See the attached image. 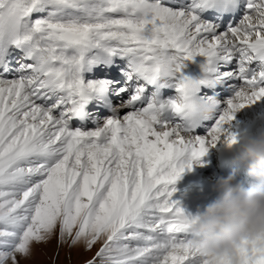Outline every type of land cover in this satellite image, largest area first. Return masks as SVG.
Masks as SVG:
<instances>
[{"label": "snow or ice", "instance_id": "snow-or-ice-1", "mask_svg": "<svg viewBox=\"0 0 264 264\" xmlns=\"http://www.w3.org/2000/svg\"><path fill=\"white\" fill-rule=\"evenodd\" d=\"M233 0H0V264H27L34 245L95 255L85 264H231L199 254L173 185L223 140L236 113L264 101V0H244L234 26L201 13ZM204 57L205 78L183 74ZM110 79H85L111 66ZM218 62L239 83L207 118L187 117L193 91ZM171 87L160 99L152 90ZM118 103L95 128H72L93 96ZM239 264H264V242L244 241Z\"/></svg>", "mask_w": 264, "mask_h": 264}, {"label": "clouds", "instance_id": "clouds-1", "mask_svg": "<svg viewBox=\"0 0 264 264\" xmlns=\"http://www.w3.org/2000/svg\"><path fill=\"white\" fill-rule=\"evenodd\" d=\"M216 110L215 97L197 99L193 91L186 114L196 122L213 116ZM227 147L238 153L240 162L258 183L255 188H246L236 170L217 177L213 191L219 193L218 198L189 218V231L201 256L217 262L228 258L231 264H239L238 250L244 241L264 242V130L242 135Z\"/></svg>", "mask_w": 264, "mask_h": 264}, {"label": "rangeland", "instance_id": "rangeland-1", "mask_svg": "<svg viewBox=\"0 0 264 264\" xmlns=\"http://www.w3.org/2000/svg\"><path fill=\"white\" fill-rule=\"evenodd\" d=\"M240 8L244 11V2L242 3V6ZM243 14L244 13H242V16ZM242 16L240 18H242ZM240 18L234 23L237 24ZM206 22L208 21L206 20ZM228 22H229L228 18H224L221 21V23L222 24L224 23V25L225 24L227 25ZM220 30L225 31L226 30L225 26L224 28H221ZM119 66L120 65H118L116 68L118 69ZM95 68L96 66H94L93 69L90 70V72L84 73L86 81L87 79L92 78V74L94 73ZM229 69H230L229 66H227L223 62H218L216 72L212 75L213 79L218 83V85L212 88H208L206 90H201L199 93H197V97L199 99L215 97L218 101V109L222 110L223 107H225L224 101L233 95L234 87L239 83L236 79H234L233 81H228V79L224 77V74L222 72L224 71L226 72ZM111 76H112L111 71L110 72L107 71L106 75H104L103 77L96 76V78L110 79ZM222 90H226V92ZM171 93L174 94L173 88L170 89V94ZM97 98L98 97H96V102H97ZM98 99H100V102L102 103V106L104 107V109H106V111L97 112V106H96L97 104L94 101L90 103L87 110H84V113L82 114V116L73 117L72 120L80 119V121H82V123L84 124L85 128H87V130L95 128L98 124H102L103 120L106 117L112 115L111 108L114 107L112 105L117 104L118 101L115 99H112V101L109 103L108 101L103 102L101 98H98ZM216 115H219V111L216 112ZM213 122H214V118L212 120L202 119V121L198 123L197 129L192 131V134L195 136H206L207 131L211 127ZM72 128H77V127L73 126ZM212 148L213 147H211L209 151L207 152V153H210V151L213 152V154L209 157V159H207L206 161H199L197 164H193L191 162V168L185 169L181 177L173 185L176 191L189 187L190 185L186 184L187 183L186 180H188L187 177L189 176L190 172L192 170H195L198 172L199 169L202 168L204 165L212 166V170H209L206 172H200V176H198V178H195L191 182H193L195 186L197 184L203 185V183L212 184L215 182L217 178L216 176L218 175V173H217V170L214 169V165H215L214 158H216L217 153L214 152V149ZM195 181H198V182L195 183ZM176 191L173 195V199L176 201H179L180 206L184 209L185 214L189 218L195 217L199 212L195 209L196 204L194 203V201L188 199L187 197L181 196L180 193ZM191 238H192L191 234L188 233V239H191ZM98 247L99 245L95 246L91 251H85L83 247H70V240H68L65 243H60L59 233L57 232L55 235H53V237L48 242L34 245L32 259L28 261L27 264H85L87 260L91 259L95 255V252L98 250Z\"/></svg>", "mask_w": 264, "mask_h": 264}, {"label": "bare ground", "instance_id": "bare-ground-1", "mask_svg": "<svg viewBox=\"0 0 264 264\" xmlns=\"http://www.w3.org/2000/svg\"><path fill=\"white\" fill-rule=\"evenodd\" d=\"M234 11H237V15L236 18H240L242 15H240L241 13H243V10H240L239 6H235V8H233ZM202 18L206 21H208L209 23H214L216 20V17L214 14H206V12L201 13ZM215 17V18H213ZM237 19V20H238ZM229 20H231V17L229 18ZM218 23V22H217ZM233 26V24H232ZM223 27L224 25H220L219 27L217 26L218 30H220V28ZM228 28V27H227ZM226 25H225V29L227 30ZM205 64V58L201 57V56H196L193 58V60L191 61H185V67L182 69L183 74L188 76L189 78L193 79V80H202L205 78L206 74L204 72L203 69V65ZM119 65V62H114L113 65L111 66H96V68L94 69V73L96 74V76H100L103 77L104 75H106L107 71H111V73L113 74V69H117L116 67ZM108 67V68H107ZM230 69L227 71H231L232 68L229 67ZM93 71V70H92ZM223 71V70H222ZM226 71V72H227ZM223 74L225 73L222 72ZM225 77V76H224ZM111 78V77H110ZM227 78V77H225ZM213 79V77H212ZM228 79V78H227ZM235 78L232 79H228V81H233ZM216 85H218V83L213 79V82L207 85H199L198 89L194 91L195 97L197 99H199L197 97V93L200 92V90H206L208 88H212L215 87ZM226 87V85H225ZM220 88V87H219ZM170 89L171 87H160L159 91L161 93V95L159 96L160 99H167L171 96L175 95V90L174 94H170ZM224 92H226V90H222ZM110 97V101H108L109 103L112 101L113 97L112 95H109ZM99 100V101H98ZM96 102V96H93L92 99H90L89 103L85 106L84 110H87L88 106L90 105V103L92 102ZM96 106H97V112H104L106 111V109H104V107L102 106V103L100 102V99L97 98V102H96ZM116 105V104H115ZM115 105H112L115 107ZM108 111V110H107ZM202 121L198 120L196 121V123ZM70 126H74L77 128H80L82 130H87V128H85L84 124L82 123V121H80V119H73L72 121L69 122ZM195 124V122H194ZM264 130V101L262 102H258L256 105L250 106L246 109L241 110L240 112L236 113V118L235 120L232 122V131L236 132L238 134V137L240 138L242 135H256L259 131ZM212 149H214V152H216L217 156H220L219 158L221 159V157L225 156V158H230L231 160H227V163L225 164H221L219 171L222 172L223 171V167H227V168H234L236 165H234V162L236 160V156L232 155V153H235V151H229L227 144H225L223 142V140L219 141L215 147H213ZM213 154L212 151H210V153H207L204 157L200 158L199 160H193L192 163L193 164H197L199 161H206L207 159H209V157ZM238 154V153H236ZM223 155V156H222ZM215 169V168H214ZM236 171H238V177L240 178H244V172L243 170H237V167H235ZM212 170V166L209 165H204L202 168L199 169V173L195 170H192L189 174V176L187 177L188 180L187 181V185L189 184L190 186L187 188H184L182 190H178L176 192H179L181 196L187 197L190 200H193L194 203L196 204V210L198 212H202L203 209L205 208V206L207 204H209L210 202L214 201L215 198L214 196L217 195L219 196L218 192L213 193V184H209V183H203V185H194L193 181L195 178H198V176H200V172H206ZM228 174V173H227ZM221 175L218 173V175L216 177H220ZM227 176V175H226ZM198 181H195V183ZM192 183V184H191ZM190 233V232H189ZM191 234V233H190Z\"/></svg>", "mask_w": 264, "mask_h": 264}]
</instances>
